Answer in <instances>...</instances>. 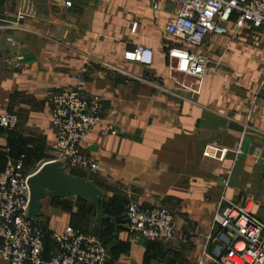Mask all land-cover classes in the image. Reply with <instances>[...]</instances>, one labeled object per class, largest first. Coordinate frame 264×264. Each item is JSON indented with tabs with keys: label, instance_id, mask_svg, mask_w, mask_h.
<instances>
[{
	"label": "crops",
	"instance_id": "obj_1",
	"mask_svg": "<svg viewBox=\"0 0 264 264\" xmlns=\"http://www.w3.org/2000/svg\"><path fill=\"white\" fill-rule=\"evenodd\" d=\"M177 8V0H0V112L16 117L11 132L0 130V154L36 148L41 163L53 158L49 99L84 66L85 93L98 95L102 109L83 143L98 168L79 173L102 189L107 216L119 219L132 200L173 214L167 243L120 225L122 247H113L105 264H195L203 247L219 249L212 216L221 195L249 199L252 215L264 222V32L236 28L230 17L224 33L209 34L197 51L210 70L192 93L167 76L166 51L175 41L165 26ZM135 45L151 49L150 65L123 58ZM13 53L23 56L18 70L2 60ZM109 123L114 133L100 135ZM207 144L224 155L203 157ZM89 208L72 196L47 195L39 222L49 233L96 226Z\"/></svg>",
	"mask_w": 264,
	"mask_h": 264
},
{
	"label": "built area",
	"instance_id": "obj_2",
	"mask_svg": "<svg viewBox=\"0 0 264 264\" xmlns=\"http://www.w3.org/2000/svg\"><path fill=\"white\" fill-rule=\"evenodd\" d=\"M178 8L165 26L166 34L175 41L166 51L167 76L179 88L198 93L201 81L210 70V60L197 51L206 37L225 32L223 24L233 17L236 28L251 25L264 32V0H177ZM18 20L21 14H16ZM134 25H132L133 27ZM134 28V27H133ZM4 41L13 45L11 36ZM127 61L150 65V48L135 45L123 53ZM13 70L21 68L23 56L7 54L2 59ZM86 67L70 74L71 82L49 99V124L54 134L50 146L51 160H60L67 170H97L96 162L84 153L86 134L97 126L102 109L96 94L85 93ZM258 87L264 89V70ZM16 117L0 112V128L14 129ZM114 133V125L99 129L102 136ZM225 149L207 144L201 155L220 159ZM33 172V171H32ZM23 155L6 154L0 173V259L6 264H105L106 248L88 231L65 226L51 233L57 251L43 259V234L40 226L26 218L27 177ZM250 201L234 203L220 196L212 216L219 229V249L209 252L203 247L195 264H264V222L252 215ZM124 225L148 241L167 243L174 236L173 214L158 203L128 201L123 212ZM209 238V236H207Z\"/></svg>",
	"mask_w": 264,
	"mask_h": 264
},
{
	"label": "water",
	"instance_id": "obj_3",
	"mask_svg": "<svg viewBox=\"0 0 264 264\" xmlns=\"http://www.w3.org/2000/svg\"><path fill=\"white\" fill-rule=\"evenodd\" d=\"M26 184L28 187L26 218L34 223L40 221L41 199L47 195L55 198L72 196L88 201L93 206L92 215L95 220H109L111 223H115L113 217L101 212L102 189L82 176L67 172L60 160H48L41 163L27 177Z\"/></svg>",
	"mask_w": 264,
	"mask_h": 264
},
{
	"label": "trees",
	"instance_id": "obj_4",
	"mask_svg": "<svg viewBox=\"0 0 264 264\" xmlns=\"http://www.w3.org/2000/svg\"><path fill=\"white\" fill-rule=\"evenodd\" d=\"M0 130H3V129L0 128ZM9 132H11V130H9L8 133ZM5 153L8 154V151H6V152L3 151L2 154H0V159L2 161V167H3V164H4V159H5V155L4 154ZM8 155L12 156L13 158L18 157L19 155H23L24 171L25 172H31L28 169L29 168L28 163H30V161H33V160H36V159L40 158L39 157L40 153H39V151L36 148L35 149L29 148L28 150H19L17 152H14V153H11V154H8ZM72 174L81 176V174L78 171L73 172ZM76 199L78 201L87 203L89 205L90 208L88 210L91 213V216L93 217V215H92V211H93L92 204L89 203L88 201H84V200H81V199H78V198H76ZM124 204H126V203H124ZM100 205H101V199H100ZM100 208H101L102 214H104V215L107 214V213H105L102 210V207H100ZM113 218H114V222H115L114 224L111 223L109 220L97 221L96 222L97 223L96 227L99 228V234L88 231L90 229V227H83V226L82 227L71 226V227L74 228L75 230H79V231H88V232L92 233L93 235H95L96 237H98L101 240V242L103 243L104 247L106 248V252L108 254L109 251L113 247H122L119 244V242L116 240L115 234L120 229V225H124L123 213L119 217V219H117L115 217H113ZM37 225L40 226V228L42 230V234H43V254H42V257H43V259H48L52 254H54L57 251V246L53 242V240L51 239V233H49L45 229L43 223L42 222H38ZM153 242H156V241H153ZM47 243H49L50 248L48 247ZM51 251H52V253H50Z\"/></svg>",
	"mask_w": 264,
	"mask_h": 264
},
{
	"label": "rangeland",
	"instance_id": "obj_5",
	"mask_svg": "<svg viewBox=\"0 0 264 264\" xmlns=\"http://www.w3.org/2000/svg\"><path fill=\"white\" fill-rule=\"evenodd\" d=\"M41 161H42V159H36V160H33V161H30V163H28V165H29V171H34L35 169H37L38 167H39V165L41 164ZM67 172H69V173H73V172H76L77 170H66ZM79 172V171H78ZM246 200H249V199H246ZM245 199H244V201H242V202H235V203H240V204H242L243 202H245L246 201ZM250 201V200H249ZM250 205H251V201H250ZM96 225V224H95ZM88 231H90V232H93V233H98L99 234V228H97L96 226H92V227H90V229L88 230Z\"/></svg>",
	"mask_w": 264,
	"mask_h": 264
}]
</instances>
